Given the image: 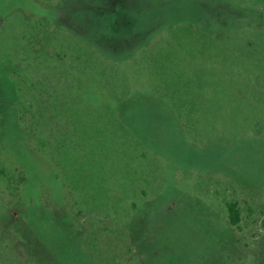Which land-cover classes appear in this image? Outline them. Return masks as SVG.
Segmentation results:
<instances>
[{"label":"rangeland","instance_id":"obj_1","mask_svg":"<svg viewBox=\"0 0 264 264\" xmlns=\"http://www.w3.org/2000/svg\"><path fill=\"white\" fill-rule=\"evenodd\" d=\"M0 264H264V0H0Z\"/></svg>","mask_w":264,"mask_h":264},{"label":"trees","instance_id":"obj_2","mask_svg":"<svg viewBox=\"0 0 264 264\" xmlns=\"http://www.w3.org/2000/svg\"><path fill=\"white\" fill-rule=\"evenodd\" d=\"M181 3H173L170 5H160V6H152L150 5V13L146 23L141 21L139 24V28H137V35L139 36L134 44V48L137 47L139 43L144 41V39L149 36L152 32L157 29H160L162 26L166 25L167 23L174 22L175 19L183 18L185 15L190 16V11L192 8L180 6ZM113 13H116V10H112ZM169 15V16H168ZM178 15V16H177ZM123 17V16H119ZM144 23V24H143ZM110 28L112 29L113 33H117L119 31V23L118 25L113 22V24H109ZM114 53V52H111ZM117 53V52H116ZM228 213H229V222L231 225H236L239 221V212L236 208L235 204L228 205Z\"/></svg>","mask_w":264,"mask_h":264}]
</instances>
